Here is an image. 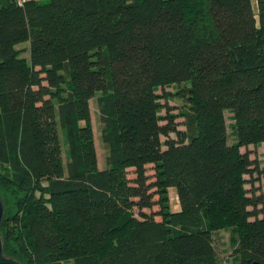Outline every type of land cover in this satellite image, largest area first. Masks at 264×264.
Returning a JSON list of instances; mask_svg holds the SVG:
<instances>
[{"label":"trees","instance_id":"16d2710c","mask_svg":"<svg viewBox=\"0 0 264 264\" xmlns=\"http://www.w3.org/2000/svg\"><path fill=\"white\" fill-rule=\"evenodd\" d=\"M256 2L257 12L252 0H0L7 258L223 264L217 235L229 231L231 264H264V194L255 186L264 170L242 152L264 144V0ZM173 98L187 108L184 130Z\"/></svg>","mask_w":264,"mask_h":264},{"label":"rangeland","instance_id":"374dc122","mask_svg":"<svg viewBox=\"0 0 264 264\" xmlns=\"http://www.w3.org/2000/svg\"><path fill=\"white\" fill-rule=\"evenodd\" d=\"M252 4H253V8L254 11L257 12V2L256 0H252ZM25 44V43H24ZM21 44L22 46H19L20 49H23V57H25L26 59H29V45L28 44ZM160 91H158V94H164V90H162V88L159 89ZM165 90L169 93H174L176 91V87L174 86H168L165 88ZM160 102L162 104L166 103L165 99H161ZM167 104L169 105V107L171 108V113L172 114H176L178 116L177 118V122L180 123L179 125V129L184 130L185 127L183 125L184 119L182 117H179L180 113L183 112L184 110H186L187 108L185 107V103L178 99V98H173L171 100H169V102H167ZM91 113H92V122H93V128H94V135H95V143H96V148H97V155H98V162H99V166L100 168H105L106 167V157L108 154V147L107 145L102 141V131H103V123L101 122L100 119V111H99V106L97 103V98H94L91 103ZM165 110L162 112V115H165ZM231 114L230 113H226V118H227V123L228 124H232L233 121L231 120ZM229 132L231 133V129L229 130ZM174 137V135H172ZM62 141V147H63V158H64V163H67V161L69 160V147H68V143L66 140V134H63V137L61 138ZM229 142L230 144H232L234 142V138L232 135H230L229 137ZM250 152L251 158L254 160H257L260 163V168L264 170V144L260 145V146H249L248 148H242V152H246L248 151ZM148 175L150 176V178L152 179V181L155 180V168L154 165H148ZM135 173L134 170H130L129 171V177L131 179L135 178ZM247 179L250 178L249 175L246 176ZM255 178H259L256 181V187H259V193H263L264 194V173L263 174H256ZM250 186L247 185V188H249ZM169 196H170V202H171V207L172 210L174 211H178L180 210V205H179V201L177 198V190L175 188H169ZM155 199L157 200L158 197H155ZM264 208V205L262 206ZM158 206H155L152 210H148L145 209V212H147L148 214L152 213V212H157L158 211ZM134 213L138 216V209L134 208L133 209ZM262 217V216H261ZM158 220H161L160 217H156ZM230 237L231 234L229 231H221L220 233H218L217 235V239L219 240L220 244H219V249H220V253H221V259L223 264H231L230 261L232 260V250L233 248L230 245ZM72 264V263H71Z\"/></svg>","mask_w":264,"mask_h":264},{"label":"water","instance_id":"95a60500","mask_svg":"<svg viewBox=\"0 0 264 264\" xmlns=\"http://www.w3.org/2000/svg\"><path fill=\"white\" fill-rule=\"evenodd\" d=\"M3 217H4V205H3V202L0 198V227H1L2 222H3ZM0 264H22L19 261L15 260V259L7 258L4 255L3 241H2L1 236H0Z\"/></svg>","mask_w":264,"mask_h":264},{"label":"built area","instance_id":"2783aa9c","mask_svg":"<svg viewBox=\"0 0 264 264\" xmlns=\"http://www.w3.org/2000/svg\"><path fill=\"white\" fill-rule=\"evenodd\" d=\"M16 1L20 7H23V6H25V4H27L29 2H37V1H41V0H16Z\"/></svg>","mask_w":264,"mask_h":264}]
</instances>
